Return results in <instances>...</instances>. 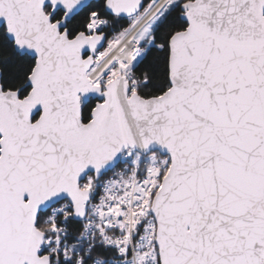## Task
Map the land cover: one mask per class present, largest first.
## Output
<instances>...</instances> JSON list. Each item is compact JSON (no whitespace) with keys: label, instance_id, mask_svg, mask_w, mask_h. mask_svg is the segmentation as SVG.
Here are the masks:
<instances>
[{"label":"snow or ice","instance_id":"1","mask_svg":"<svg viewBox=\"0 0 264 264\" xmlns=\"http://www.w3.org/2000/svg\"><path fill=\"white\" fill-rule=\"evenodd\" d=\"M0 264H264V0H0Z\"/></svg>","mask_w":264,"mask_h":264}]
</instances>
